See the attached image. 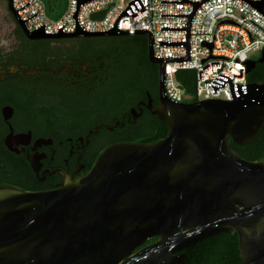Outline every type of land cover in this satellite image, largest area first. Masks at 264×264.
I'll use <instances>...</instances> for the list:
<instances>
[{
  "label": "water",
  "instance_id": "95a60500",
  "mask_svg": "<svg viewBox=\"0 0 264 264\" xmlns=\"http://www.w3.org/2000/svg\"><path fill=\"white\" fill-rule=\"evenodd\" d=\"M5 1L32 38L129 35L117 28L29 31L13 0ZM255 6L264 12L263 2ZM136 35L148 37L149 60L159 65L155 113L167 135L152 143L114 144L86 175L60 172L58 189L0 184V264H185L187 255L177 252L230 231L239 237L242 264H264V160L244 159L230 146V140L248 144L263 131L264 81L233 83L220 70L212 90L229 83L232 101H174L166 95L168 60L154 57L150 32ZM253 67L248 60L247 74ZM153 238L158 240L134 254Z\"/></svg>",
  "mask_w": 264,
  "mask_h": 264
},
{
  "label": "flooded vegetation",
  "instance_id": "af4514ba",
  "mask_svg": "<svg viewBox=\"0 0 264 264\" xmlns=\"http://www.w3.org/2000/svg\"><path fill=\"white\" fill-rule=\"evenodd\" d=\"M5 2L12 27L2 31L0 25V155L26 171L32 187L24 191L60 188V172L86 175L114 144L166 136L167 125L155 113L159 65L148 62L146 35L32 38ZM261 57L252 58L250 74L264 70ZM207 245L204 240L175 255L186 254L185 264L192 258L195 264H230Z\"/></svg>",
  "mask_w": 264,
  "mask_h": 264
},
{
  "label": "built area",
  "instance_id": "2783aa9c",
  "mask_svg": "<svg viewBox=\"0 0 264 264\" xmlns=\"http://www.w3.org/2000/svg\"><path fill=\"white\" fill-rule=\"evenodd\" d=\"M261 2L264 4V0H67L58 19L48 15L44 0H13V7L29 31L95 33L117 28L129 35L150 32L154 57L168 60L166 95L189 102L233 100L229 83L218 93L212 90L220 70L232 76L233 83H249L247 62L254 52L264 50V12L255 6ZM104 11L101 18L93 17ZM181 70L196 73L193 95L180 88L177 74Z\"/></svg>",
  "mask_w": 264,
  "mask_h": 264
},
{
  "label": "trees",
  "instance_id": "16d2710c",
  "mask_svg": "<svg viewBox=\"0 0 264 264\" xmlns=\"http://www.w3.org/2000/svg\"><path fill=\"white\" fill-rule=\"evenodd\" d=\"M47 3L48 15L51 18L58 19L65 11V6L62 8L61 1L64 0H44ZM135 36V35H131ZM148 62L152 64L149 59ZM158 67V65H157ZM178 81L184 86L187 94L193 95L196 89V73L194 70H181L177 74ZM248 82L264 81V70L258 75L248 74ZM195 101V100H194ZM168 132V131H167ZM167 135V134H166ZM231 149L240 157L250 161L264 160V129L261 134L252 142L245 145H237L230 140ZM26 171L15 161V159L4 154L0 155V183L9 184L20 189H31L32 185L28 182ZM208 247L215 254L222 253L227 257V263L242 264V259L239 252L238 240L239 237L235 232H224L219 235L206 239ZM195 259L192 258L190 264H195Z\"/></svg>",
  "mask_w": 264,
  "mask_h": 264
},
{
  "label": "rangeland",
  "instance_id": "374dc122",
  "mask_svg": "<svg viewBox=\"0 0 264 264\" xmlns=\"http://www.w3.org/2000/svg\"><path fill=\"white\" fill-rule=\"evenodd\" d=\"M1 3H0V25L2 28H4V29H2V31H9L12 26H11V20L9 17V13H8L7 8H6L7 3L4 0L1 1ZM66 4H67V0L61 1L62 8H64V6ZM65 8H66V6H65ZM260 54H261L260 51L259 52L256 51L251 56L253 58H255V57H258Z\"/></svg>",
  "mask_w": 264,
  "mask_h": 264
}]
</instances>
